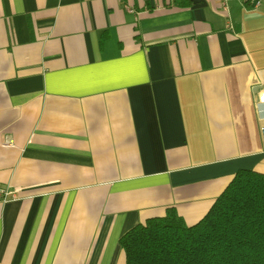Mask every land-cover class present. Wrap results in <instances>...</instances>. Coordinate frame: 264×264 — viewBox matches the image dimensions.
Here are the masks:
<instances>
[{
  "label": "crops",
  "instance_id": "0c3cea01",
  "mask_svg": "<svg viewBox=\"0 0 264 264\" xmlns=\"http://www.w3.org/2000/svg\"><path fill=\"white\" fill-rule=\"evenodd\" d=\"M0 0V264H125L264 174V0Z\"/></svg>",
  "mask_w": 264,
  "mask_h": 264
},
{
  "label": "trees",
  "instance_id": "16d2710c",
  "mask_svg": "<svg viewBox=\"0 0 264 264\" xmlns=\"http://www.w3.org/2000/svg\"><path fill=\"white\" fill-rule=\"evenodd\" d=\"M119 243L125 264H264V174L238 170L197 222L167 207Z\"/></svg>",
  "mask_w": 264,
  "mask_h": 264
},
{
  "label": "built area",
  "instance_id": "2783aa9c",
  "mask_svg": "<svg viewBox=\"0 0 264 264\" xmlns=\"http://www.w3.org/2000/svg\"><path fill=\"white\" fill-rule=\"evenodd\" d=\"M220 6L222 7L223 10H226V4L225 0H217ZM261 137L264 139V125L260 129ZM14 194L12 191H8L4 189L3 187L0 186V199L6 200L9 197H13Z\"/></svg>",
  "mask_w": 264,
  "mask_h": 264
}]
</instances>
